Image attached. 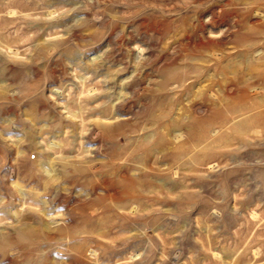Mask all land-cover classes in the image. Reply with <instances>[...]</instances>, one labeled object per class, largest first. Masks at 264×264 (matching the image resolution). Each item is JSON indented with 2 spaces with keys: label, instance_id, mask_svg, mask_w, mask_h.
I'll return each mask as SVG.
<instances>
[{
  "label": "rangeland",
  "instance_id": "374dc122",
  "mask_svg": "<svg viewBox=\"0 0 264 264\" xmlns=\"http://www.w3.org/2000/svg\"><path fill=\"white\" fill-rule=\"evenodd\" d=\"M0 264H264V0H0Z\"/></svg>",
  "mask_w": 264,
  "mask_h": 264
}]
</instances>
